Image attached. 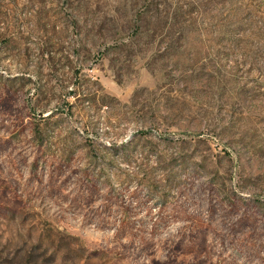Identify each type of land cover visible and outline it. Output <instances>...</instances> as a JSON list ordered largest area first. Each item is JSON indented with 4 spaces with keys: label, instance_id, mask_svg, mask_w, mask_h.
<instances>
[{
    "label": "rangeland",
    "instance_id": "1",
    "mask_svg": "<svg viewBox=\"0 0 264 264\" xmlns=\"http://www.w3.org/2000/svg\"><path fill=\"white\" fill-rule=\"evenodd\" d=\"M0 264H264V0H0Z\"/></svg>",
    "mask_w": 264,
    "mask_h": 264
}]
</instances>
